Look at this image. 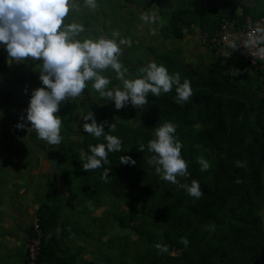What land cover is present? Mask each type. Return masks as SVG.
Segmentation results:
<instances>
[{
  "label": "trees",
  "instance_id": "1",
  "mask_svg": "<svg viewBox=\"0 0 264 264\" xmlns=\"http://www.w3.org/2000/svg\"><path fill=\"white\" fill-rule=\"evenodd\" d=\"M125 1L141 10L153 9L158 17L152 22L154 29L178 41L193 28L213 33L224 17L237 25L246 15L254 19L264 16V0ZM152 56L146 66L155 62L165 66L170 75L179 73L181 83L190 81L192 95L188 101L178 103L174 85L160 96L149 93L148 103L141 108L129 103L117 110L114 101L98 103L82 93L72 101L82 111L79 122L62 102L57 115L64 133L81 139L80 153H72L71 163L63 170L62 191L80 202H102L105 195L119 198L125 194V185L139 193L136 211L114 214L120 227L130 226L138 236L142 249L135 251L137 264H264L260 215L264 206V91L246 79L250 69L261 77L264 71L240 61L234 63L239 75H231L215 63L194 65L183 58L179 49L154 51ZM146 66L123 65L127 70L125 79L140 78ZM109 71L116 76L110 86L120 84L122 90L123 81L117 79L111 67ZM90 111L97 123L108 122L104 131L118 137L122 145L121 151L108 153L109 164L102 162V167L86 172L83 162L91 155L90 146L106 143L104 136L97 139L84 132V117ZM165 121L176 125L175 135L183 145L181 156L188 163L189 176L177 180L189 186L192 180L198 181L203 192L199 199L179 184L163 180L156 165L149 163L154 153L148 150V142ZM112 123L115 130L109 129ZM141 145L144 151L139 150ZM121 156H130L135 165L120 164ZM200 159L210 165L207 170H201ZM105 169L107 181L101 179ZM43 208L38 213L44 231L40 258L44 264H70L73 255L60 250L63 255L57 258L54 237L46 236L57 225L59 207L44 203ZM60 233H68L65 226H60ZM183 239H187V245ZM157 244L167 245L168 251L161 252Z\"/></svg>",
  "mask_w": 264,
  "mask_h": 264
},
{
  "label": "clouds",
  "instance_id": "2",
  "mask_svg": "<svg viewBox=\"0 0 264 264\" xmlns=\"http://www.w3.org/2000/svg\"><path fill=\"white\" fill-rule=\"evenodd\" d=\"M84 5L92 9L97 6L96 0H84ZM72 8H79L75 0H0V44L5 47L8 57L17 63L29 59L41 63L39 79L43 86L32 90L26 109V121L30 122L39 139L49 145L61 143L62 120L57 115L60 105L69 98L79 97L86 89L88 81L93 82L92 87L101 97L114 101L117 110L129 103L135 108H141L148 103L149 93L160 96L170 92L174 85L177 102L188 101L192 95L190 81L185 79L181 83L179 73L170 75L165 66H158L155 62L141 69L140 78L125 79L127 70L119 62V56L120 45L128 41L120 39L117 43L116 39L105 37L97 40L86 38L83 41L76 39L85 29L78 23H64ZM157 18L156 13L141 16V20L146 23H154ZM118 35V32L114 33V36ZM260 39L264 41V36ZM109 67L117 73V79L123 81L122 90H105L110 80L101 73ZM230 74L239 75V70L231 69ZM20 119L23 121L25 117L21 116ZM84 121V132L97 139L104 136L106 140V143L90 146L91 155L83 162V170L87 172L109 164L108 153L121 151L122 141L116 136L106 134L104 126L108 122L97 123L91 111L84 117ZM16 127L23 129L26 124L18 123ZM109 129L115 130V125L112 123ZM175 133L176 125L171 122L165 121L156 128L155 138L148 142V150L154 153L149 163L156 165L155 170L163 180L179 184L177 177H187L189 173L188 163L181 156L183 145ZM139 150L144 151V147L141 145ZM198 162L202 165V171L210 167L204 159ZM135 163L130 156L120 157V164ZM107 176L108 169H105L101 179L107 181ZM179 186L196 199L203 195L196 180H192L190 186ZM211 228L214 229V225ZM182 243L187 245V239H183ZM156 247L161 252L168 251L167 245L157 244Z\"/></svg>",
  "mask_w": 264,
  "mask_h": 264
},
{
  "label": "rangeland",
  "instance_id": "3",
  "mask_svg": "<svg viewBox=\"0 0 264 264\" xmlns=\"http://www.w3.org/2000/svg\"><path fill=\"white\" fill-rule=\"evenodd\" d=\"M75 3L79 5V8L70 9L64 23L74 22L83 25L85 31L80 33L76 39L83 41L86 38L97 40L105 37L116 39L117 43L120 39L128 41L120 45L119 62L122 65L146 66L153 58L154 51L173 49H179L183 58L194 65L207 63L208 50L199 47L201 44L196 42L198 29L193 28L180 41L168 39L154 29L152 22L146 23L141 20L143 14L154 13L153 9L141 10L125 0H96L95 9L86 7L84 0H75ZM117 32L119 35L114 36ZM3 49L5 47L1 44V51ZM212 61L216 64L214 59ZM234 66L235 64L233 66L230 64L222 69L230 73ZM109 68L101 73L110 80L105 90L119 89L120 84L110 86L116 76L109 71ZM40 70V61L29 59L17 63L8 57L7 52L3 61L0 62V149L11 150L13 152L11 156L44 157L48 162L51 159L50 154L55 153L59 166L52 173L55 176H62L64 168L71 163L72 153H80L78 142L81 139L78 136H67L61 126V143L49 145L38 138L30 122L26 121V109L29 106L31 91L43 86L39 79ZM246 79L255 88L264 91V77L250 69ZM86 83L84 95L98 103L111 102L101 97L100 93L92 87V81ZM72 101L73 99L69 98L64 105L74 120L79 122L82 111L79 107L73 106ZM21 116L25 117L22 121L26 124L24 135L14 129L19 121L21 122ZM20 135L26 143L25 146L19 144ZM1 137L7 142H1ZM57 196L56 205L59 207L60 216L57 225L46 234L47 238L54 237L56 250H58L57 258H61L62 251H66L74 257L70 264H81L84 261L94 264H137L136 258H133L135 251L137 248L142 249L138 236L130 226L120 227L114 220V214H128L130 211H136L140 200L139 193L125 185V194L119 198L105 195L102 202H80L70 198L66 192L64 194L61 186ZM53 202L50 205L55 204V201ZM260 215L264 230V206L260 209ZM61 225L66 227L67 234L61 235Z\"/></svg>",
  "mask_w": 264,
  "mask_h": 264
},
{
  "label": "crops",
  "instance_id": "4",
  "mask_svg": "<svg viewBox=\"0 0 264 264\" xmlns=\"http://www.w3.org/2000/svg\"><path fill=\"white\" fill-rule=\"evenodd\" d=\"M199 47L208 50L207 63L214 59L220 68L238 63L222 51H212L202 44ZM14 129L22 135L26 132L25 128ZM22 135L19 144L25 146ZM1 142L7 141L1 137ZM11 152L0 149V264H23L33 221L44 209V203L51 204L52 198L57 200L63 174L55 176L44 157H17L11 156Z\"/></svg>",
  "mask_w": 264,
  "mask_h": 264
},
{
  "label": "built area",
  "instance_id": "5",
  "mask_svg": "<svg viewBox=\"0 0 264 264\" xmlns=\"http://www.w3.org/2000/svg\"><path fill=\"white\" fill-rule=\"evenodd\" d=\"M234 22L229 17L222 18L218 28L213 33L199 31L196 42L209 48L215 47L236 62L243 61L258 66L260 70L264 71V51H262L264 47L261 46L263 41L260 39L261 36H264V16L254 19L246 15L239 24L235 25ZM250 40L255 42L249 43ZM32 228L33 235H30L27 241L24 264H44L40 258L42 232L38 216L35 217Z\"/></svg>",
  "mask_w": 264,
  "mask_h": 264
},
{
  "label": "water",
  "instance_id": "6",
  "mask_svg": "<svg viewBox=\"0 0 264 264\" xmlns=\"http://www.w3.org/2000/svg\"><path fill=\"white\" fill-rule=\"evenodd\" d=\"M51 159L49 160V169L54 171L58 167L57 156L55 153H51Z\"/></svg>",
  "mask_w": 264,
  "mask_h": 264
}]
</instances>
